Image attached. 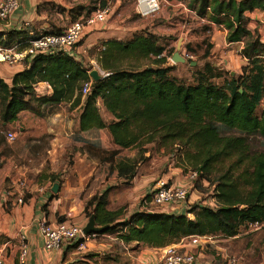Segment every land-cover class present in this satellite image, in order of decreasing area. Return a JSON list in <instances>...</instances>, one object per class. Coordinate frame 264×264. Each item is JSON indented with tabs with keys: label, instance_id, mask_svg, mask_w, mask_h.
I'll list each match as a JSON object with an SVG mask.
<instances>
[{
	"label": "trees",
	"instance_id": "trees-1",
	"mask_svg": "<svg viewBox=\"0 0 264 264\" xmlns=\"http://www.w3.org/2000/svg\"><path fill=\"white\" fill-rule=\"evenodd\" d=\"M178 1L208 23L224 26L229 42L245 43L241 54L249 63L242 74L227 70V79L218 85L213 79L224 72L207 61L195 82H187L172 74L175 65H170L169 58L174 51L167 53L159 37L146 32L127 40H108L99 51H91L98 53L103 73L85 97L82 88L93 69L63 51L27 56L31 68L16 73L12 83L0 76V123L4 127L16 122L24 110L40 114L48 103L67 102L71 109L82 106V131L107 128L115 144L138 149L135 157H126L117 165L127 182L135 178L149 151L145 145L156 143L167 154L178 150L180 160L199 171L197 181L206 179L213 185L215 206L193 204L189 212L194 218L161 212L152 195H146L142 199L145 209L117 222L124 208H107L108 191L94 195L86 204L87 217L94 214L98 225L108 226L103 233H117L125 245L138 242L160 248L192 236L234 237L251 225L264 224V151L253 150L249 139L251 135L264 137V42L246 20L247 12L264 9V0ZM27 32H7L0 36V44L9 47L17 39L19 48L25 49L29 46ZM57 32L61 31L52 33ZM210 56L207 50L204 57ZM42 81L52 86V95H37L35 87ZM99 101L113 115L112 122L101 115ZM260 105L263 109L258 115ZM219 125L237 133L223 134ZM97 255L85 257L98 263ZM104 258L117 260L108 252ZM216 262L227 264L222 257Z\"/></svg>",
	"mask_w": 264,
	"mask_h": 264
},
{
	"label": "crops",
	"instance_id": "crops-1",
	"mask_svg": "<svg viewBox=\"0 0 264 264\" xmlns=\"http://www.w3.org/2000/svg\"><path fill=\"white\" fill-rule=\"evenodd\" d=\"M20 1V8L9 21L0 22V36L14 30H25L28 31L25 36L31 39L33 32L63 31L71 24L70 18L73 13L80 19L110 2V0ZM171 2L181 7L183 14L196 23L202 21L209 24L211 30L208 33L210 32L211 42L215 45L211 56L219 51L227 60V70L232 75L242 74L243 67L249 63L241 54L245 43L229 42L228 30L224 26L208 23L182 1ZM120 3L121 0H118L115 8ZM113 9L105 21L86 30L87 40L77 46L75 53L72 54L85 65H88V61L97 63L98 53L93 55L90 53L92 50L97 48L99 51L108 40L123 39L124 33L118 28L125 26L120 25L119 17L111 19ZM137 12L142 15L140 10ZM59 18L63 20V25H60L62 21ZM246 20L248 28L264 42V9L247 12ZM187 23V19L180 21L181 25L186 26ZM146 32L157 35L151 27L135 32L132 37ZM16 41L17 39L11 46L16 45ZM31 66V57L27 56L12 65L0 62V76L8 83H12L16 73ZM35 88L38 96H50L53 93V88L48 82H39ZM98 103L103 118L109 123L112 122L113 115L106 110L102 101ZM81 112L82 106L71 109L67 102L48 103L43 106L40 114L24 110L16 122L8 125L11 126L8 132H15L17 135L13 142L8 140L4 125L0 123V253L2 252L5 257V264H18L23 235L27 238L30 249L27 264L74 262L105 264L108 261L122 264L126 263L125 260L132 259H137L138 263L134 261L130 264H160L164 247H148L138 242L123 245L117 233H99L87 243L85 250L70 246L54 251L45 248V238L40 232L41 223L45 221L55 223L65 219L85 227L89 221L86 204L96 194L108 191L109 210L124 208L118 222L127 220L135 212L145 209L146 206L142 205L143 197L152 195L160 180L174 184L188 183L187 174L179 167L173 166V160L165 156L152 155L150 151L145 153L146 159L139 163L135 178L127 182L120 175L117 165L126 157H135L138 149L122 148L115 144L107 128L82 131ZM162 151L164 152V149H161ZM24 182L28 184V190L25 192V201L20 203L19 196ZM56 182L60 184L58 192L53 191ZM201 194L194 187L186 203L178 204L176 208L161 207L160 211L167 214H187L194 218V214L189 210L193 204L202 203L197 201ZM261 226L255 224L250 227L256 230ZM253 230L250 232L253 233ZM247 234L239 233L234 237L210 236L208 243L202 246L191 244L190 237H187L177 245L183 250L198 254V264H203L204 258L205 264L217 263L213 259H207L209 255L204 252L205 248L212 247L223 251L222 258L227 264H256L245 261L241 251L232 246L225 248L219 244L223 241H235ZM228 251L230 255H227ZM87 252L97 253L96 260L99 262L95 263L86 258ZM107 252L115 255L117 260L105 259L104 255ZM133 254L136 258H133Z\"/></svg>",
	"mask_w": 264,
	"mask_h": 264
},
{
	"label": "rangeland",
	"instance_id": "rangeland-1",
	"mask_svg": "<svg viewBox=\"0 0 264 264\" xmlns=\"http://www.w3.org/2000/svg\"><path fill=\"white\" fill-rule=\"evenodd\" d=\"M118 0H110L112 9L114 10V14L111 19L118 18L121 21L120 25L125 26L118 28L123 31V39L127 40L132 37L135 32L144 31L145 29L153 28L157 32V36L160 39V42L167 47V53L171 51H175L177 49L178 41L182 38L183 44L181 48V53L187 58L186 63H176L169 58L170 65H175V69L172 74L174 76L183 78L187 82H195L196 75L204 67V64L207 61L210 63H216L214 66L218 68V72H224V75L218 78L213 79V81L218 85H223L225 79H227V67H226V58L223 54H220L219 51L215 52L214 56L209 57L208 59L204 57V53L207 50L213 51L214 44L211 42L210 32L208 33V29L210 26L207 23L199 21V24L192 20L190 17H186L185 13L183 14L181 7L175 5L171 1L168 0H159L160 11L152 16H142L137 10L138 2L137 0H121V3L115 8ZM77 14H72L70 21L71 23L75 20H78ZM188 21V23L183 25L180 24V21ZM60 25H63V20L59 18ZM153 24V26H152ZM180 24V25H179ZM65 26H63L64 28ZM87 35L84 37L82 42L79 44H83L87 40ZM78 45V46H79ZM190 50H189V49ZM222 48H219L221 50ZM92 54V52H90ZM190 61L196 62V65H191ZM89 67L92 69H97L102 72V69L99 67L98 63L87 62ZM198 79V77H197ZM263 106L260 105L258 107L257 113L261 115ZM5 131L8 134L11 126L4 127ZM220 131L223 134H234L237 133L235 130H230L222 125H219ZM250 144L253 150L264 151V137L261 135H251L249 137ZM152 155H159L162 157H167L171 159L173 166L179 167L182 169L184 174H188L190 170H193V167L182 162L179 158V151H174L171 154L165 153V151L161 152V149L158 148L156 143L149 144L147 146ZM137 148H133L135 150ZM143 160L146 159L145 156L142 157ZM209 180L200 179L197 181L194 186L197 190L202 193L198 198V202H205L212 204L214 196V188ZM192 190V189H191ZM191 193V192H190ZM190 195V194H189ZM176 208L177 205H174ZM89 220V218H88ZM260 226V225H259ZM253 227H249L248 229L243 230L242 234H247L245 236L240 237L235 241L226 242L223 241L219 244H222L225 248L226 246H232L237 251H241V255L245 257V261H250L256 264H264V225L260 228L253 230ZM250 230H253L250 232ZM222 237H219V239ZM76 245V244H74ZM74 247V246H73ZM77 248V246H75ZM137 249V248H136ZM204 252L208 254L209 258L216 261L217 257H222L223 251L218 248H205ZM89 253V252H87ZM227 255H230L229 251L226 252ZM226 255V257H228ZM133 258H136L135 254H133ZM205 258L203 259V264ZM126 263L122 264H130V262L138 260H125ZM28 262V260H27ZM26 262V264H27ZM105 264H116V261H108ZM120 264V263H118Z\"/></svg>",
	"mask_w": 264,
	"mask_h": 264
},
{
	"label": "built area",
	"instance_id": "built-area-1",
	"mask_svg": "<svg viewBox=\"0 0 264 264\" xmlns=\"http://www.w3.org/2000/svg\"><path fill=\"white\" fill-rule=\"evenodd\" d=\"M140 13L144 16L155 15L160 11L159 0H137ZM147 4L149 7L145 9ZM20 0H0V22H8L11 16L20 8ZM112 12L110 2L95 9L91 14L73 21L67 28L57 33H41L33 36L28 40L29 46L20 50L18 43L14 46H3L0 44V62H7L12 65L19 62L26 56H35L39 53H51L52 51H63L74 54L78 44L86 36V30L105 21ZM103 73V72H102ZM94 79L86 81L82 88L83 96H87L93 89ZM7 138L13 142L17 135L15 132H8ZM198 170H190L187 174L185 184H174L170 181L160 180L158 186L152 194V202L159 207L174 208V205L186 203L189 200L191 189L194 188L195 182L199 179ZM28 190V184L23 183L19 202L25 201V192ZM216 201L213 199L212 204L204 202V205L215 206ZM258 225V224H256ZM84 226L68 220H58L55 223L42 222L40 232L45 238V248L49 251L60 250L67 245L76 244L79 250H85L87 243L95 238L98 234L85 235ZM210 236H192L190 243L202 246L208 243ZM123 245V241H121ZM29 245L27 238L21 236V246L19 253V264H26L29 257ZM198 254L183 250L179 245L172 244L164 247L160 264H197ZM0 264H5V257L0 253Z\"/></svg>",
	"mask_w": 264,
	"mask_h": 264
},
{
	"label": "water",
	"instance_id": "water-1",
	"mask_svg": "<svg viewBox=\"0 0 264 264\" xmlns=\"http://www.w3.org/2000/svg\"><path fill=\"white\" fill-rule=\"evenodd\" d=\"M182 44H183V39L181 38L178 41L176 51L171 56V59L176 63H186L187 62V58L184 55H182V53H181ZM192 65H196V62H192ZM90 75L95 81H98L102 77L101 73L97 69H93L90 72ZM59 188H60V184L58 182H56L53 186V191L58 192ZM107 227H108L107 225H105V226L98 225L97 221H96V216L93 214L89 218V221L86 224V226L83 228V232L85 235H90L93 233L99 234V233L105 232Z\"/></svg>",
	"mask_w": 264,
	"mask_h": 264
},
{
	"label": "bare ground",
	"instance_id": "bare-ground-1",
	"mask_svg": "<svg viewBox=\"0 0 264 264\" xmlns=\"http://www.w3.org/2000/svg\"><path fill=\"white\" fill-rule=\"evenodd\" d=\"M145 2H146V0H145ZM148 7H149V6H148L147 4H145L144 8H145V9H148Z\"/></svg>",
	"mask_w": 264,
	"mask_h": 264
}]
</instances>
